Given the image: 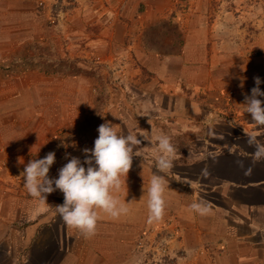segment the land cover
Masks as SVG:
<instances>
[{
  "label": "crops",
  "instance_id": "obj_1",
  "mask_svg": "<svg viewBox=\"0 0 264 264\" xmlns=\"http://www.w3.org/2000/svg\"><path fill=\"white\" fill-rule=\"evenodd\" d=\"M116 1L124 13L113 16V27L97 43L103 55L112 47L128 56L127 78H134L141 100L130 114L121 94L106 105L118 107L119 117L103 115L89 125V115L78 114L95 107L92 78L8 64L17 56L30 60L36 54L31 45L49 39L37 0H0V264H127L139 229L160 223L176 234L172 252L188 251L186 264H264V160L252 159L255 149L245 134L264 143V127L255 125L243 104L255 77L264 92V0H191L172 18L177 34L166 24L172 0ZM102 9L109 6L95 7ZM74 106L76 114L69 110ZM106 122L141 141L134 148L140 156L133 155L126 180L121 177V189L113 193L129 212L113 218L98 210L96 234L85 238L57 213L55 206L64 201L57 189L47 195L48 210L33 215L39 201L24 187L27 163L55 152L49 178H58L71 157L83 163V150L94 148L97 129ZM161 133L186 143L174 158H183L180 172L175 163L167 174L155 168V136ZM153 174L167 180L166 207L162 219L149 223ZM200 201L210 205L208 214L191 210Z\"/></svg>",
  "mask_w": 264,
  "mask_h": 264
},
{
  "label": "rangeland",
  "instance_id": "obj_2",
  "mask_svg": "<svg viewBox=\"0 0 264 264\" xmlns=\"http://www.w3.org/2000/svg\"><path fill=\"white\" fill-rule=\"evenodd\" d=\"M190 1L172 0L174 9L170 15V23L166 22L167 25H170V34H177L178 28L177 23H173L172 18H177V14L187 8ZM131 2L135 4V0H131ZM248 2L250 3V0ZM110 3H112L111 0H37L38 15H44L42 22L44 28L41 29L46 30L43 32L49 41L43 45L39 43L31 45V50L35 51L36 54L30 60L26 57L17 56L8 63L11 67L23 65H32L35 69L45 67L60 74L63 72L69 74L75 70L78 74L92 78L96 96L95 107L90 108L88 112L86 109L82 112L79 111V114L77 112L78 116L89 115V125H96L102 121L103 115L112 114L119 117L118 107L112 106L110 108L106 105L108 102L114 105L115 101L121 100V94L126 96L124 98L127 101L125 111H130V114L134 112L135 104L141 100L142 91L134 82V78L131 76L127 78V74H129L128 56H118L112 47H106L105 55H103L101 45L97 43V40L102 36V31L107 27H113V16L119 11L124 13L121 8L116 7L117 1H113L114 5ZM102 4L108 5L109 11L104 9L99 12L95 11V7L98 8ZM253 11H255L254 14L257 12L256 9ZM100 13H105V15L100 16L102 15ZM128 13L131 16L134 14L133 10L125 12V14ZM256 19L259 21L262 16L258 15ZM167 25L166 30H168ZM39 30L37 27V31ZM61 39L62 41H60ZM126 42V45H129V40ZM131 44L134 45V42ZM129 60L132 61V59ZM76 109L74 106L73 109L69 110L76 114ZM56 111L57 114L62 113L60 108H56ZM122 112L121 114H123ZM113 126L117 127L118 125L113 123ZM60 130L64 131L63 128ZM171 142L176 148V153L182 152L186 146L181 136L172 137ZM181 160H183L182 157L179 161L173 160V165L174 163L176 166L179 165V172L183 164ZM170 222L173 223V220L166 221L169 224ZM166 225L168 224L160 223L156 227L148 228L149 230H147L148 226L139 229L135 236V251L132 249L133 252L131 251V257L127 264H186L189 261L186 258L188 251L184 248H177L172 252L173 241L170 242V240L176 234L170 233V228H166ZM178 230H181L180 226H176L175 232Z\"/></svg>",
  "mask_w": 264,
  "mask_h": 264
},
{
  "label": "clouds",
  "instance_id": "obj_3",
  "mask_svg": "<svg viewBox=\"0 0 264 264\" xmlns=\"http://www.w3.org/2000/svg\"><path fill=\"white\" fill-rule=\"evenodd\" d=\"M254 82L256 86L251 89V95L245 96L243 104L245 112L251 115L255 125L264 127V101L258 98L264 96V92L259 87L260 78L255 77ZM97 131L99 135L94 141V148L83 150V163L78 157H71L59 169L58 178H49V170L56 160L55 152L51 151L42 159L30 160L21 173L24 187L39 201L33 215L48 210L47 195L58 189L63 193L64 201L63 204L55 206L57 213L68 227L77 229L85 238L96 234L100 218L98 210L113 218L129 212L127 203L121 202L113 193L121 189V177L126 180L132 167L133 155L140 156L139 151L134 153V148L141 144L138 134L130 132L120 135L110 122L101 124ZM245 134L247 143L255 149L251 154L252 159L264 160V143L258 140L255 133ZM155 140L158 145L155 168L159 173L167 174L174 166L176 148L167 134L161 133L155 136ZM250 173L251 168L245 174ZM166 186L165 175L151 176L147 189L149 223L162 219L164 215ZM190 208L200 215H206L210 211V205L203 201L193 202Z\"/></svg>",
  "mask_w": 264,
  "mask_h": 264
}]
</instances>
